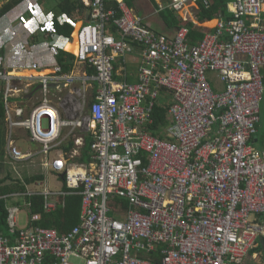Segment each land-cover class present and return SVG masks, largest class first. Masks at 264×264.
Instances as JSON below:
<instances>
[{
    "label": "built area",
    "instance_id": "obj_1",
    "mask_svg": "<svg viewBox=\"0 0 264 264\" xmlns=\"http://www.w3.org/2000/svg\"><path fill=\"white\" fill-rule=\"evenodd\" d=\"M157 1L179 14L186 0ZM84 2L91 19L73 22L68 41L77 73L22 87L0 74L6 159L65 174L69 191L41 193L43 210L82 196V222L20 229L9 210L0 264H264V0H232V18L196 44L185 26L159 33L126 0L118 11ZM129 61L140 64L136 83L124 79ZM51 82L68 96H53ZM36 84L43 96L27 110L18 98ZM158 106L170 121L161 136ZM76 128L79 148L64 152ZM89 135L92 161L81 164Z\"/></svg>",
    "mask_w": 264,
    "mask_h": 264
},
{
    "label": "crops",
    "instance_id": "obj_2",
    "mask_svg": "<svg viewBox=\"0 0 264 264\" xmlns=\"http://www.w3.org/2000/svg\"><path fill=\"white\" fill-rule=\"evenodd\" d=\"M207 1H208V6L206 4V0H194L192 2L195 16L197 17V19L199 17V19L203 21L216 20L218 21V23H220L221 20H224L223 16L216 15L214 19H208V18L203 19L202 17L203 6L204 9L208 10L211 8L214 2V0H207ZM231 1L232 0L228 1V9ZM7 2L8 0L0 1V9ZM54 2H55L54 0H43V2L40 4L38 0H25L19 3L18 5L14 6V8L11 9L10 11L0 16V74H6L9 78H12V80H14V82L18 87H22L24 84L37 83L39 82L40 78H51V80H53L62 76H69L74 73H77L78 68L76 66V58H75L73 69L67 74H61L60 67L56 58V54L58 50L68 52L69 54L75 57L74 53H76L77 49L67 50V48H69L70 45L71 46L74 45L73 42H68L69 40H71L72 35L71 38H66L64 36L58 35L55 31V27L53 24L54 18H57L58 22L62 25L64 24L72 25L73 22L81 23V21L82 22L89 21L91 19V14L88 19V12H90V10L84 8L83 9L84 11H82L81 14H77L76 17L69 18L65 14H63L62 12L56 9V3ZM137 4L146 13L142 11L143 14L142 15L141 12L137 9L138 8ZM131 5L135 6V8L138 10L141 16L145 19V22L147 18L152 17L154 14H158L163 18V14H162L163 11L160 12L159 10L160 5L157 0H133V4ZM218 14H221V12ZM178 16H180V18L183 17L181 15V12H179ZM162 21H163L164 31L163 32L158 31V32L173 37L179 28L169 27L164 18ZM184 22L186 24H191L193 30L196 32L203 31L204 36L206 32L213 31V29L209 27H203L200 30H197L194 28L193 23H188L185 20ZM200 23L202 24L203 22L200 21ZM74 31L72 34H74ZM131 62L129 61V64L126 67L127 70L124 79H126L130 83H136L139 81L138 72H139L140 64H138L137 62H133V63ZM41 72L56 74V76L41 77L40 76ZM51 83L56 84L53 82ZM38 86L39 85L36 84L33 86H29L28 88L25 87V90H23L20 93V97L18 98V100L23 102L24 107L27 110H30L35 105L36 100L42 98L43 96L41 87ZM37 87L38 89H36ZM74 87L82 88L83 83L78 82L74 85ZM48 88L51 90L53 96L57 98L60 97L65 99L69 93V88L59 87V84H56L54 87H48ZM32 91L34 92L32 93ZM163 105L167 106L169 104L163 103ZM64 109L67 110L65 104L63 103L62 110ZM262 115L264 116V102L262 104ZM166 118H168V115H166ZM166 123L169 124L170 121L167 119ZM262 130L264 131V128ZM157 131H159V129ZM159 134H161V132H159ZM84 135L85 134L82 133L80 129L76 128L73 132V137L72 136L70 137L73 139L69 140L68 144L66 143L63 146L64 152L72 153L74 150L78 149L79 147L75 146L74 139L75 137H80ZM92 140H93V135H89L86 140V145L80 148L82 156H83V151L86 149L88 144L89 143L92 144ZM262 142H264V140H262ZM71 143H73L72 147L70 148V150H68V147L70 146ZM21 148L22 149L31 148L30 150H34V151L40 150V147H37L36 145H30L28 144V142H26L24 146H21ZM263 148H264V143H263ZM91 152L92 151H90V153ZM5 156H6V148H5ZM8 163L9 162L5 157L4 159L5 167L2 169L0 174L4 173L5 168L6 171H8L7 168V165L9 166ZM23 163H26V165H22V167L27 169L24 176L28 174V172L31 173L33 171L29 168H37L40 170L39 176H42L43 178L41 181H36V183L28 186L26 184V180L30 178H26L22 180L19 178H14V176L12 175V171L10 172L8 171V173L6 172L7 175H10L12 180H16L17 185L20 184L25 186V189L27 191L26 194L17 193V195H21L23 197L16 196V198H11V201L7 204L8 211L12 209L18 210V213L16 214H17L18 227L20 229H24V227L22 228L20 227V217L22 214H24V212H26L27 215H29L27 220L28 227L25 228H30L33 226L32 224L36 222V220L34 219L35 216L39 217L37 221H39L41 218L40 214L35 215L30 212V207H28V205H30V203H28V198L40 196L43 199V197L40 194L46 191L48 192L61 191L63 193L66 192V189L63 184V180L61 177H58L57 174L42 171L41 167L39 166V163L38 165L35 164L34 166L29 165V162H25V161L14 164H17L20 167L19 164H23ZM7 175L4 178H6ZM4 178H0V179H4ZM12 180H6L4 186L10 187L11 185H13ZM51 183H55L56 185H58V187H56L58 188V190L51 189L50 188ZM43 201H45V199H43ZM56 211L57 210L47 212L43 210V212H45L43 214H52Z\"/></svg>",
    "mask_w": 264,
    "mask_h": 264
},
{
    "label": "trees",
    "instance_id": "obj_3",
    "mask_svg": "<svg viewBox=\"0 0 264 264\" xmlns=\"http://www.w3.org/2000/svg\"><path fill=\"white\" fill-rule=\"evenodd\" d=\"M3 1V0H0ZM25 0H8L2 8L0 9V16L5 14L6 12L10 11L14 8V6L18 5L19 3ZM41 4L43 0H38ZM56 3V9L63 14H65L69 18L76 17L77 14H81L85 5L83 0H54ZM130 5L133 4V0H126ZM228 1L229 0H214L211 10L202 8V17L203 19H214L217 16H223L225 22H228L232 18V14L229 12L228 9ZM107 8H113L118 11V2L117 0H105ZM133 6V5H131ZM78 12V13H77ZM221 12V14L218 13ZM163 18L165 19L166 23L169 27H187L189 28V40L192 44H196L198 41H201L204 38V32H196L193 30L191 24H186L180 16L174 11L166 9L162 12ZM199 15V13H198ZM186 21V20H185ZM198 21L203 22L200 23L199 26L194 25V28L200 30L203 27L212 28L213 31L216 29L218 21H203L200 20L198 17ZM188 22V21H186ZM191 23V22H188ZM54 27L55 31L58 35L64 36L66 38H71V35L74 31V27L71 24H60L57 18H54ZM57 62L60 67L61 74H67L73 69L74 59L75 57L68 52L58 50L56 54ZM92 71V70H90ZM3 85L0 86V172L5 167L4 159H5V148H6V124H5V107H4V94ZM166 115H167V107L165 106H158L155 111V124L153 126V130L155 134H158L157 130L161 128V126H165L166 123ZM263 127L259 128V140H264V131H262ZM72 144L68 147V150L72 147ZM263 147V146H262ZM91 151V143L88 144L86 149L83 151V156L77 158V160L81 163H88L92 161V155H90ZM42 176H34L30 179L26 180V184L32 185L36 183V181H41ZM12 180L10 175H7L6 178L0 179V234L3 236H10V228L8 225V208L7 204L10 201L2 200L3 197L14 195L17 193L26 194L25 186L17 185L16 180L13 181V185L10 187H5V181ZM28 198V197H27ZM64 205L59 208L56 212L52 214H43V199L39 196L37 197H30L28 198V203H30V212L32 214H40L41 218L39 221L33 223L32 227H46V228H54L62 233H67L72 231L75 227L79 226L82 222V214H83V199L79 196H68L64 200Z\"/></svg>",
    "mask_w": 264,
    "mask_h": 264
},
{
    "label": "rangeland",
    "instance_id": "obj_4",
    "mask_svg": "<svg viewBox=\"0 0 264 264\" xmlns=\"http://www.w3.org/2000/svg\"><path fill=\"white\" fill-rule=\"evenodd\" d=\"M167 2H168L167 0H164V4H166ZM137 6H138V4H137ZM137 9L142 14V11H143L142 8H140V6H138ZM143 12L146 13L145 11H143ZM148 12H149V10H148ZM162 20H163V18L161 16H159L158 14H154L152 17L147 18L146 19V22L153 29H155V30H157L159 32H163L164 29H163V21ZM23 82H25V81H23ZM24 85H26V84H24ZM261 124H262V127L264 128V126H263L264 125V116L263 115H262V123ZM263 143L264 142H262L260 140V142L257 144L258 145V148L260 150L262 149ZM25 144H26L25 141H23V140L20 141V145L21 146H24ZM26 146H28V145H26ZM8 164H9V166L7 165L8 171L9 172L12 171V175L14 176V178H19V179L24 180L26 178H31V177H34V176H39V174H40V170L39 169H37V168H29V169H31L33 171L31 173L28 172V174H26L24 176V174L26 173L27 169L24 168V167H22V165H26V163L19 164L20 167L17 164H14V163H8ZM29 165L34 166L35 164L29 163ZM8 171H6V168H5L4 173L3 174H0V178H4L7 175L6 172L8 173ZM50 178H51V176H50ZM60 183H61V180H60ZM56 187H58V185H56L55 183H51L50 184V188L51 189L58 190V188H56ZM33 189H34V187H33ZM28 217H29V215H27L26 212H24V214L21 215V217H20V227L21 228L24 227V229H25V227H28V222H27Z\"/></svg>",
    "mask_w": 264,
    "mask_h": 264
},
{
    "label": "bare ground",
    "instance_id": "obj_5",
    "mask_svg": "<svg viewBox=\"0 0 264 264\" xmlns=\"http://www.w3.org/2000/svg\"><path fill=\"white\" fill-rule=\"evenodd\" d=\"M193 1L194 0H186L181 5L180 12H181V15L183 16L182 18H184L186 21L191 22V23H193L196 26H199L200 22L198 21L197 17L195 16V14H194L195 12H194V9H193V6H192V2ZM217 26H218V24H217ZM217 26H216V29H217ZM73 44L74 45L73 46L70 45V47L67 48V50L77 49L76 48V43L73 42ZM40 76L41 77H43V76H56V74H49V73L41 72Z\"/></svg>",
    "mask_w": 264,
    "mask_h": 264
},
{
    "label": "clouds",
    "instance_id": "obj_6",
    "mask_svg": "<svg viewBox=\"0 0 264 264\" xmlns=\"http://www.w3.org/2000/svg\"><path fill=\"white\" fill-rule=\"evenodd\" d=\"M83 3H84V5H85V9H88V10H89V8H88V6H86L84 0H83ZM75 161H77V162L79 163V161H78L77 159H75ZM80 163H81V162H80ZM81 164H84V163H81ZM60 177H61L62 180H63V184H64V187H65V189H66V192H68L69 190L67 189L66 181H65L66 175H65V174H61ZM70 196H72V195H70ZM67 197H68V196H67ZM67 197H66V198H67ZM79 197H82V196H79ZM82 199H83V197H82Z\"/></svg>",
    "mask_w": 264,
    "mask_h": 264
},
{
    "label": "water",
    "instance_id": "obj_7",
    "mask_svg": "<svg viewBox=\"0 0 264 264\" xmlns=\"http://www.w3.org/2000/svg\"><path fill=\"white\" fill-rule=\"evenodd\" d=\"M90 14H91V12H88V19H89V17H90ZM56 84H52V83H50L49 84V87H54ZM38 87H41L40 85L38 86ZM38 87L36 88V89H38ZM61 87H63L62 85H61ZM35 89V90H36ZM34 91H32V93H33ZM31 93V94H32ZM31 94H30V96H31ZM261 242H262V244H264V240H261Z\"/></svg>",
    "mask_w": 264,
    "mask_h": 264
}]
</instances>
